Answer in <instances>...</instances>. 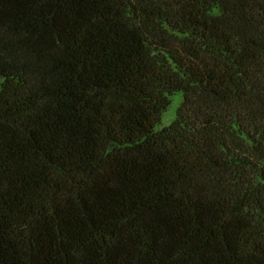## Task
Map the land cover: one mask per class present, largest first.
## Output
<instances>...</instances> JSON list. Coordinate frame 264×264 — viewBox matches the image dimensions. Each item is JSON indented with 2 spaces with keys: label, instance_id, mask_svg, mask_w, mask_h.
Segmentation results:
<instances>
[{
  "label": "trees",
  "instance_id": "1",
  "mask_svg": "<svg viewBox=\"0 0 264 264\" xmlns=\"http://www.w3.org/2000/svg\"><path fill=\"white\" fill-rule=\"evenodd\" d=\"M0 264H264V0H0Z\"/></svg>",
  "mask_w": 264,
  "mask_h": 264
},
{
  "label": "rangeland",
  "instance_id": "2",
  "mask_svg": "<svg viewBox=\"0 0 264 264\" xmlns=\"http://www.w3.org/2000/svg\"><path fill=\"white\" fill-rule=\"evenodd\" d=\"M181 94H176L172 97L170 107L162 114V119L157 129L169 125L176 116V110L181 102Z\"/></svg>",
  "mask_w": 264,
  "mask_h": 264
}]
</instances>
